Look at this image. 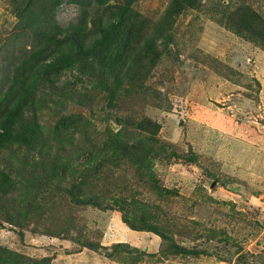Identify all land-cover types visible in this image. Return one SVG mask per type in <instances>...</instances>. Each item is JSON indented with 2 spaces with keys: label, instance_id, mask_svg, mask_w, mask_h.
<instances>
[{
  "label": "rangeland",
  "instance_id": "374dc122",
  "mask_svg": "<svg viewBox=\"0 0 264 264\" xmlns=\"http://www.w3.org/2000/svg\"><path fill=\"white\" fill-rule=\"evenodd\" d=\"M17 1L0 0V264H264V48L220 2L177 15L181 0H136L142 52L111 67L129 85L107 81L108 54L87 59L66 42L63 67L35 80L26 63L57 34L22 24ZM249 1L264 15V0L223 5ZM83 13L65 0L57 25ZM110 132L114 157L95 156ZM152 217L167 241L147 230Z\"/></svg>",
  "mask_w": 264,
  "mask_h": 264
},
{
  "label": "trees",
  "instance_id": "16d2710c",
  "mask_svg": "<svg viewBox=\"0 0 264 264\" xmlns=\"http://www.w3.org/2000/svg\"><path fill=\"white\" fill-rule=\"evenodd\" d=\"M34 1L35 0H27L25 1V4L22 0L14 2V5L17 6L19 10L18 17L21 19V23L24 25L31 24V26H29L30 29L36 24L40 27L46 24L47 32H52V34L53 32H56L57 42L55 47H52L49 43L41 51L42 54L44 53L47 55L44 60H40L39 62V60L33 58V61L26 63L29 66L31 73L30 76H32V78L39 80L38 78H41V76L45 74V69L51 68L53 72H57L63 67V59L60 58V55L64 53L62 46L66 42L69 44L67 48L68 52L77 55L85 54L87 59L96 58V56L102 54H108L111 61L109 62V68L106 71L107 81L113 80L118 82V84L125 86L132 82L127 74H118L117 70L111 67L118 68L114 63H124L122 58L135 60L142 52V49L140 48V39L145 37L146 34L141 32V27L138 25L134 10L132 9V5L136 0H125L124 4L121 5L117 11H110L107 8L106 5L108 0H96V2H91L89 5L94 7L92 11L79 0H72L74 3L83 5V17L85 18L84 20L81 19L80 22L77 21L67 27L58 26L56 20L57 10L65 0H42V4H44L41 7H34ZM214 1H217V4L220 2V7L224 6V8H222L221 17L226 18L231 26H237L239 31L243 33L250 42L256 43L264 48V15L263 12L260 13L255 8L252 1H249V4H228L226 6L223 5L224 0ZM196 3L197 0H195L194 3L193 0H181L177 12L175 10L176 8H173V14L177 13V15H179L183 12L185 7L191 5L194 7ZM106 12H109L107 16L108 20L106 19ZM215 16L220 21L219 14H215ZM133 19L135 20L132 22ZM47 22H49V25ZM123 28H125L126 34L123 40L124 44L120 47L117 45L119 39L117 32ZM97 30L102 33V36L97 34ZM89 33L94 37L92 42L87 38ZM59 36H64V40H61ZM134 39L135 42H133ZM32 48L34 51L28 53L30 56H35L38 49L34 47ZM47 62L48 65L46 64L45 67H43V64ZM6 122L0 124V141L6 136V130L8 131V129H5V126L8 125ZM63 125L64 124L61 123L57 127L60 136H63L65 132V127ZM29 137L33 140L32 132ZM120 140L121 139L117 137V134L110 132V137L102 144V146L98 147L95 156L99 157L100 155L102 157L113 158L117 150V142ZM33 143L34 141L30 142L29 145ZM94 144L95 143H91V146L96 148V145ZM1 176L2 175H0V177ZM2 180H6L2 191L4 190L6 193H9L10 180L5 178V176H3ZM3 206H5L4 202L2 203V207ZM156 219L157 218L152 217L148 220L146 226L147 230L157 233L163 240L167 241L168 237L166 233L168 225L166 223L161 225ZM3 253L9 255L5 250H3Z\"/></svg>",
  "mask_w": 264,
  "mask_h": 264
}]
</instances>
